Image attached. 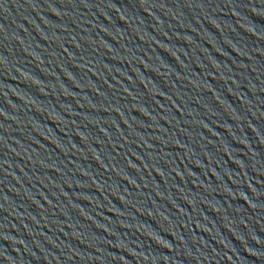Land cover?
<instances>
[{
	"label": "water",
	"instance_id": "1",
	"mask_svg": "<svg viewBox=\"0 0 264 264\" xmlns=\"http://www.w3.org/2000/svg\"><path fill=\"white\" fill-rule=\"evenodd\" d=\"M264 216V0H0V264H223Z\"/></svg>",
	"mask_w": 264,
	"mask_h": 264
}]
</instances>
